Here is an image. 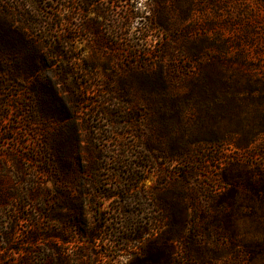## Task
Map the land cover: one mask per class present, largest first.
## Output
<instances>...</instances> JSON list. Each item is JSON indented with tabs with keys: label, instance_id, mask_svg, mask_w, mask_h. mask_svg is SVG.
Instances as JSON below:
<instances>
[{
	"label": "rangeland",
	"instance_id": "obj_1",
	"mask_svg": "<svg viewBox=\"0 0 264 264\" xmlns=\"http://www.w3.org/2000/svg\"><path fill=\"white\" fill-rule=\"evenodd\" d=\"M42 259L264 264L261 2L0 0V264Z\"/></svg>",
	"mask_w": 264,
	"mask_h": 264
},
{
	"label": "trees",
	"instance_id": "obj_2",
	"mask_svg": "<svg viewBox=\"0 0 264 264\" xmlns=\"http://www.w3.org/2000/svg\"><path fill=\"white\" fill-rule=\"evenodd\" d=\"M257 1L261 2L264 5V0H257ZM39 250L40 249L36 247L32 251H30V254L35 257L36 255H38ZM47 262H48V260L42 259V262H40V263H38L37 261L36 262H34V261L33 262L32 261L31 262L30 261H24V262L19 263V264H47Z\"/></svg>",
	"mask_w": 264,
	"mask_h": 264
}]
</instances>
